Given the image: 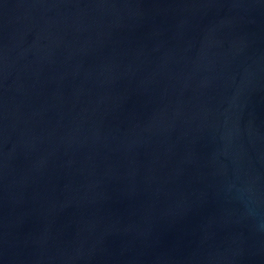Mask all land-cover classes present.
<instances>
[{"label": "water", "instance_id": "1", "mask_svg": "<svg viewBox=\"0 0 264 264\" xmlns=\"http://www.w3.org/2000/svg\"><path fill=\"white\" fill-rule=\"evenodd\" d=\"M0 264H264V0H0Z\"/></svg>", "mask_w": 264, "mask_h": 264}]
</instances>
